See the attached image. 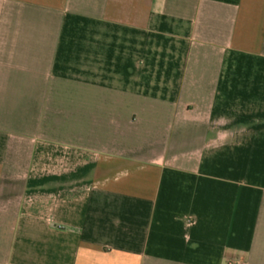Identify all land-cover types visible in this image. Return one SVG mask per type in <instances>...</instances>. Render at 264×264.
Here are the masks:
<instances>
[{
	"label": "crops",
	"instance_id": "0c3cea01",
	"mask_svg": "<svg viewBox=\"0 0 264 264\" xmlns=\"http://www.w3.org/2000/svg\"><path fill=\"white\" fill-rule=\"evenodd\" d=\"M0 264H264V0H0Z\"/></svg>",
	"mask_w": 264,
	"mask_h": 264
}]
</instances>
